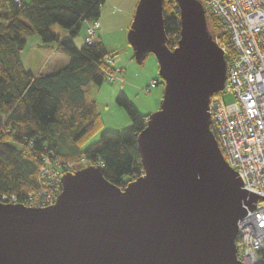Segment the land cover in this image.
Returning <instances> with one entry per match:
<instances>
[{
    "label": "water",
    "instance_id": "obj_1",
    "mask_svg": "<svg viewBox=\"0 0 264 264\" xmlns=\"http://www.w3.org/2000/svg\"><path fill=\"white\" fill-rule=\"evenodd\" d=\"M164 2L140 0L128 34L136 63L155 56L164 84L138 139L144 174L121 190L91 166L64 175L50 207L0 202V264H242L238 222L259 197L211 130L225 53L200 0H177L181 38L170 49Z\"/></svg>",
    "mask_w": 264,
    "mask_h": 264
},
{
    "label": "trees",
    "instance_id": "obj_2",
    "mask_svg": "<svg viewBox=\"0 0 264 264\" xmlns=\"http://www.w3.org/2000/svg\"><path fill=\"white\" fill-rule=\"evenodd\" d=\"M106 0H0V202L39 207L55 200L61 176L86 167H102L105 179L124 190L144 174L138 139L148 116L121 92L131 127L105 131L95 91L107 81L114 58L101 38L78 48L74 39L85 22H97ZM167 45L181 38L177 0L163 6ZM209 28L227 65L237 58L230 35L208 12ZM60 26L67 36L55 33ZM38 35L42 47H56L69 63L52 74H34L23 62L28 38ZM157 85H164L156 79ZM219 96V95H218ZM100 134L97 141H91ZM87 164V165H85Z\"/></svg>",
    "mask_w": 264,
    "mask_h": 264
},
{
    "label": "built area",
    "instance_id": "obj_3",
    "mask_svg": "<svg viewBox=\"0 0 264 264\" xmlns=\"http://www.w3.org/2000/svg\"><path fill=\"white\" fill-rule=\"evenodd\" d=\"M200 1L207 14L225 27L237 52V58L228 66L224 90L211 100V130L224 158L238 173L243 189L259 197L254 209L245 206L246 214L238 222L237 257L242 264H264V0ZM95 31L96 26L88 27L87 43L94 42ZM221 48L226 54V48ZM106 62L110 66L106 80L114 82L123 71L113 68V58ZM156 86L157 82L152 81L150 88ZM225 93H233L235 102L226 105ZM56 200L49 197L47 203L35 207L47 208Z\"/></svg>",
    "mask_w": 264,
    "mask_h": 264
},
{
    "label": "rangeland",
    "instance_id": "obj_4",
    "mask_svg": "<svg viewBox=\"0 0 264 264\" xmlns=\"http://www.w3.org/2000/svg\"><path fill=\"white\" fill-rule=\"evenodd\" d=\"M134 1L136 0H107L102 7V13L105 8H109V11L117 9L119 12L120 10V14L125 9L132 10ZM131 16L132 19L129 26H131L134 18L133 14ZM91 25L95 26L94 24ZM109 26L111 30L108 31L107 35H103V39L110 52L113 47L117 48V55L113 58V68L121 69L123 74H117L114 82L107 80L100 90L95 91V96L97 99L98 112L103 116L105 122L102 132H122L131 127V120L126 110L117 103L119 94L122 92L142 114H153L158 111V107L156 109V106L154 107L153 105L154 100H158L159 104H161L164 85L160 84L155 88H150L153 78L160 79L159 65L155 56H149L144 64L138 65L134 59V51L128 42L129 29L118 31L111 23ZM53 30L55 33L63 35L65 32L58 25L54 26ZM86 34V25L84 23L81 33L74 39V43L78 48L84 45L87 37ZM40 42V38L36 34L28 38L27 46L22 54V59L26 67L31 69L34 73L44 72L45 74H52L63 68L65 66L62 65V61L64 60L62 58L63 56L59 54L54 57L52 48H50V51L47 50L46 52H44V50H39L34 44ZM121 67H123V69ZM223 100L226 105H230L234 103L236 99L233 93H225L223 94ZM99 137L100 134L96 136L91 143L97 141Z\"/></svg>",
    "mask_w": 264,
    "mask_h": 264
},
{
    "label": "crops",
    "instance_id": "obj_5",
    "mask_svg": "<svg viewBox=\"0 0 264 264\" xmlns=\"http://www.w3.org/2000/svg\"><path fill=\"white\" fill-rule=\"evenodd\" d=\"M140 0H136L134 1V5L132 7V10L130 9H125L121 14H120V10L118 12L117 9L115 10H112V11H109V8H105L104 9V12L102 13L100 19L95 22V23H92V22H85V25H86V32H87V29L89 26H91V24H94L96 26V36L95 38H101L104 42V39H103V35H107L108 31H110L111 27L109 26V24L111 23L112 25H114L118 31H124L125 29L128 30L130 29V26H129V23L131 21V15H135V11H136V8H137V5L139 3ZM107 2V0H106ZM115 11V12H114ZM62 36H67V33L64 32V35L61 34ZM87 36V34H86ZM86 40V39H85ZM83 43V42H82ZM36 45V47L39 49V50H44V52H46L47 50L50 51V48H46V47H42V43H38V44H34ZM104 45L106 47V44L104 42ZM107 49V47H106ZM56 47H52V53L54 54V57L59 55V53H57L56 51ZM108 50V49H107ZM109 51V50H108ZM110 52V51H109ZM110 53H113L114 55H117V48H112L111 49V52ZM63 56V55H61ZM64 60L62 61V65H67L69 63V59L65 56L62 57ZM135 59V58H134ZM28 68V67H27ZM30 68V66H29ZM123 69V67H121ZM30 70L31 72H33L31 69H28ZM34 73V72H33ZM40 73V72H39ZM39 73H34V74H39ZM44 73V72H42ZM45 74V73H44ZM157 78H153L152 81H156ZM157 89V88H156ZM164 94V93H163ZM163 99V97H162ZM162 103V101H161ZM154 107L156 106V109L158 107V109L160 108V105L158 100H154V103H153ZM157 109V110H158ZM152 114V113H151ZM150 113L149 114H144L146 116H149L151 115Z\"/></svg>",
    "mask_w": 264,
    "mask_h": 264
}]
</instances>
